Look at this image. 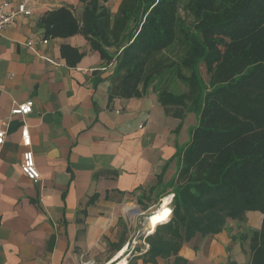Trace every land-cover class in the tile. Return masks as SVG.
Segmentation results:
<instances>
[{
  "label": "crops",
  "instance_id": "crops-1",
  "mask_svg": "<svg viewBox=\"0 0 264 264\" xmlns=\"http://www.w3.org/2000/svg\"><path fill=\"white\" fill-rule=\"evenodd\" d=\"M20 2L32 15H20L0 34V131L6 132L0 145V264H128L132 260L123 258L132 236L130 227L126 232L120 225V207L133 204L148 212L171 191L166 186L177 173L175 161L161 184L157 178L177 146L188 144L189 114L183 121L167 115L153 92L109 103L115 62L103 61L84 36L47 37L40 24L64 6L81 20L80 0H15L14 6ZM120 3L109 7L112 13ZM29 100L30 115L12 114ZM25 127L41 175L37 183L21 170ZM96 194L98 200L88 206ZM139 245L132 264H144L137 258L148 249L143 240ZM210 247L208 259L197 258L188 245L180 256L225 264L218 243Z\"/></svg>",
  "mask_w": 264,
  "mask_h": 264
},
{
  "label": "trees",
  "instance_id": "trees-1",
  "mask_svg": "<svg viewBox=\"0 0 264 264\" xmlns=\"http://www.w3.org/2000/svg\"><path fill=\"white\" fill-rule=\"evenodd\" d=\"M109 2L80 0L81 20L64 6L40 24L47 37L84 36L103 61L115 62L109 103L153 92L167 115H196L188 144L177 146L157 178L161 184L176 162L162 198L174 195L172 218L145 237L149 248L137 258L190 264L180 256L185 245L194 250V241L219 235L249 212L264 215V0H121L115 14ZM183 5L192 28L182 22ZM233 239H249L248 264H264V220L260 230Z\"/></svg>",
  "mask_w": 264,
  "mask_h": 264
},
{
  "label": "rangeland",
  "instance_id": "rangeland-1",
  "mask_svg": "<svg viewBox=\"0 0 264 264\" xmlns=\"http://www.w3.org/2000/svg\"><path fill=\"white\" fill-rule=\"evenodd\" d=\"M51 2L55 3V0H51ZM116 0H110L108 6L110 8H115ZM180 16L182 19V22L184 25L188 28H192L194 24V19L192 15L187 11V8L183 5L180 9ZM174 52H172V55L178 56L181 54V48L175 46ZM181 49V50H180ZM229 50H232V47L228 48ZM202 74L207 82H210L209 78L206 75L205 68L202 67ZM181 89H184V86L180 85ZM192 116V119H191ZM186 125L184 128V134L193 128V125L197 124V117L195 114H189L188 120L185 121ZM126 205H132L130 210H128V213H125V206ZM139 207L138 205L133 204H124L120 207V215L122 216L120 225L124 226V230L126 232L128 231V227H130V234L132 236V241L136 242V249L132 252L131 248L126 252L125 257L123 259H129L133 261L135 260V256L138 255V252L140 251V245L139 241L143 240L145 238V234L143 233L142 227L140 223L143 221V215H141L138 211ZM131 213H137V214H131ZM136 215H138V218L136 219ZM262 220H264V217L260 214H248L244 217L242 221H228L227 225L222 233L225 234L226 238L222 240H218L216 242L215 236L209 237L206 239H200L194 241V244L196 245L194 252L196 253V257L198 258V255H204L206 259L209 257L210 252V245L218 243V247L220 249V252L217 254L219 259L222 260L225 264H229V261L237 262L238 264H248L250 260V248H249V239L244 240H234L233 238H239L241 235L248 236L249 232L251 230H256L261 227ZM146 226V225H145ZM147 227V226H146ZM157 226L153 229V232L155 231ZM228 241V243H224L222 241ZM210 247V248H209ZM130 251L132 254H130ZM163 264H168L167 261H162ZM190 264H201V262H191ZM210 264V263H208Z\"/></svg>",
  "mask_w": 264,
  "mask_h": 264
},
{
  "label": "built area",
  "instance_id": "built-area-1",
  "mask_svg": "<svg viewBox=\"0 0 264 264\" xmlns=\"http://www.w3.org/2000/svg\"><path fill=\"white\" fill-rule=\"evenodd\" d=\"M14 1L15 0H0V34H2V32L5 30L7 26L14 23L20 15H24V16L32 15V11L28 9L27 4L25 2H20L16 6H14ZM43 43L47 44L48 40H44ZM33 108H34V102L32 100H29L25 103L17 105L13 109L12 114L28 116L33 112ZM21 136H22V142L24 146L27 148L22 155V164H21L22 173L30 181L37 183L40 180L41 175L37 169L35 162V155L31 149V137H30L29 129L27 127L23 129ZM5 139H6V132L0 131V145L4 144ZM168 196L172 197L171 202L168 205L169 212L167 214L166 220L161 224H159L158 226L168 223L172 218L173 215L172 201L174 195H168ZM162 202L163 199L160 201V204L158 206L152 208L150 211L140 213L141 215H143L144 218L143 221L140 223V225L142 227L143 233L145 234V237L151 234L150 229L145 226L147 223V219L151 214L158 212L160 210V208L162 207ZM143 243L145 248L148 249L149 246L145 243V240L143 241ZM136 245H137L136 242L133 241L131 244L132 252L136 249L135 248ZM82 264H95V262L90 260H83Z\"/></svg>",
  "mask_w": 264,
  "mask_h": 264
},
{
  "label": "bare ground",
  "instance_id": "bare-ground-1",
  "mask_svg": "<svg viewBox=\"0 0 264 264\" xmlns=\"http://www.w3.org/2000/svg\"><path fill=\"white\" fill-rule=\"evenodd\" d=\"M171 199H172L171 196L166 197L162 202V207L160 208V210L158 212L151 214L148 217L146 226L150 229L151 233H153V229L155 228V226H158L159 224H161L166 220L167 214L169 212L168 205L170 204ZM130 208H131L130 206L127 207V209ZM119 264H124V262L121 261L119 262Z\"/></svg>",
  "mask_w": 264,
  "mask_h": 264
},
{
  "label": "water",
  "instance_id": "water-1",
  "mask_svg": "<svg viewBox=\"0 0 264 264\" xmlns=\"http://www.w3.org/2000/svg\"><path fill=\"white\" fill-rule=\"evenodd\" d=\"M139 211V213H142L140 210H138Z\"/></svg>",
  "mask_w": 264,
  "mask_h": 264
}]
</instances>
